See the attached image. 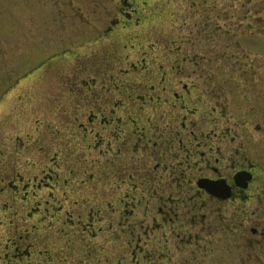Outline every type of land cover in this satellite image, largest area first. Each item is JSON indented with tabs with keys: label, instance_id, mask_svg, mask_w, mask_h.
<instances>
[{
	"label": "flooded vegetation",
	"instance_id": "flooded-vegetation-1",
	"mask_svg": "<svg viewBox=\"0 0 264 264\" xmlns=\"http://www.w3.org/2000/svg\"><path fill=\"white\" fill-rule=\"evenodd\" d=\"M157 1L143 0L146 5ZM235 1L191 0L187 5L188 14L192 16L189 19L193 26L199 27L186 37L181 35L180 40L172 39L168 50L174 58L170 65H150L146 60L152 63L156 60L152 54L160 49L161 39L151 37L148 42L137 35L113 46L114 61L105 82L100 85L90 81L75 83L85 94L101 93L93 100L95 106H91L87 115L88 126L80 123V131L83 136L90 133V148L107 155L108 170L116 173L110 187L123 191L112 208L114 213L118 212L116 221L124 239L127 236L130 239L126 247L124 243L118 250V264H173L178 260L174 258L171 245L168 246L166 235L168 230L173 238L175 228L167 227L166 223L174 218L184 219L185 203L191 204V211L201 209L209 200L226 203L234 209L235 221L229 229L236 230L233 223H238L242 217L247 226L240 232L246 230L251 238L256 234L264 237V67L249 64L238 53L239 47L247 48L249 44L243 41L245 44L239 46V38L230 26L235 21L232 12L236 11ZM244 4L247 5V1ZM222 9L228 10V19L220 23L218 16ZM127 13L128 18L124 14L123 21L119 19L115 25L123 24L124 32L141 30L145 24L149 26V22L155 25V18L159 17L155 9L146 21L133 6ZM114 30L115 27H111L105 35L112 37L122 31ZM241 37H246L242 39L256 47L261 45L258 40L254 43L252 34ZM134 38L140 40L136 46H131ZM177 41L179 44L174 46ZM123 43L124 50L121 49ZM131 50L141 52L143 62L139 59L130 60L129 64L124 62ZM191 51L200 53L202 59L207 54L220 59L222 55L227 57V64L184 65ZM135 72L151 80L125 81ZM79 118L77 114L73 120L79 121ZM95 123L102 127L105 138L96 137ZM115 152L117 171L110 157ZM57 170L55 178L45 170L39 178H25L18 171L1 175L0 193H7L8 198L0 201V224H4L3 216L11 219L5 222L9 230L0 244V264H70L72 249L77 243L81 248L80 264H87L85 260L92 256L96 258L98 248L92 241L104 230L97 227V223L104 219L107 210L111 211L112 200L94 210L87 207L84 200L80 206L87 210L76 215L61 202L56 209L50 207V199L59 201L53 189L63 188L61 196L65 202L73 200L72 195L76 193L75 182L72 184L70 179L66 178L67 183L60 186L61 174ZM106 173L108 177L110 172ZM207 185L213 187L214 192H210ZM48 187H53L47 193L49 198L39 196V192ZM75 201L78 203V199ZM258 202L263 206L260 215L263 225L258 218L246 214V207ZM76 203L77 206L79 203ZM15 205H19L20 210ZM140 212L144 214L143 219ZM155 213L162 216V221H155ZM154 221L158 225L153 227ZM46 226L54 229L50 235L46 233ZM141 231L152 232L154 240L150 241V236L147 242L139 243L143 240ZM53 236L55 241H51ZM98 260L101 262L97 257ZM221 264H227V259Z\"/></svg>",
	"mask_w": 264,
	"mask_h": 264
},
{
	"label": "rangeland",
	"instance_id": "rangeland-1",
	"mask_svg": "<svg viewBox=\"0 0 264 264\" xmlns=\"http://www.w3.org/2000/svg\"><path fill=\"white\" fill-rule=\"evenodd\" d=\"M190 1L158 0L146 5L143 0H0V177L3 173L15 174L18 171L25 178H39L44 170L54 176L58 169L57 172L61 174L60 186L67 183L66 178L72 184L75 182L73 200L65 202L61 196L62 187L55 190H52L53 187L44 188L39 196L49 198V190L54 191L59 201L50 199V207L55 208L61 202L74 215L87 210L80 206L84 200L87 207L93 210L112 200L111 211L107 210L104 219L97 223V227L101 226L104 230L92 241L93 246L98 248L96 258H100L101 262L92 256L85 260L87 264H118V250L124 243L126 247L130 237L124 239L116 221L118 212L114 213L112 208L123 193L110 187L116 173L108 170L107 155L89 147L90 133L83 136L80 131V123L88 126L87 115L91 112V106H95L93 100L98 99L101 93L93 91L85 94L78 85L88 81L96 85L105 82L114 61L113 46L122 39L128 40L137 35L148 42L151 37L161 39L160 49L157 48L152 54L156 60L153 63L146 60L150 65H170L174 58V54L168 50L172 39L180 40L199 27L193 26L189 19L192 17L187 10ZM246 1L247 5L244 4ZM234 3L236 11L232 12L235 13V21L230 26L239 38V46L244 42L249 44L247 48L239 47L238 53L249 64L264 67V0H237ZM132 6L141 12V17L146 21L156 9L159 12V17L155 18L156 26L149 22V26L145 24L141 30L132 32H124L123 24L115 26L119 19L123 21L124 14L128 18L127 11H131ZM227 11L221 10L218 16L220 23L228 19ZM111 27L123 32L117 31L110 34L112 37L106 36L105 31ZM249 30H252L254 43L257 44L258 40L262 46L256 47L248 40H243L246 37H241L242 34L249 36ZM139 40L132 39L131 46H136ZM177 44L179 41L174 46ZM124 45L121 46L123 50ZM142 57L141 52L131 50L127 52L124 62L129 64L130 60L137 62L138 59L143 62ZM221 57L207 54L202 59L200 53L191 51L184 65H226L227 57ZM125 79L151 80L141 72L131 73ZM77 82L78 85L75 84ZM77 114L80 115L79 121H74ZM97 132V138H105L102 127L95 123L94 133ZM110 157L117 171V153H112ZM105 170L110 172L108 177ZM7 198V193H0V201ZM42 203L46 205V202ZM19 205H15L18 210L21 208ZM191 209V204L187 206L185 203L184 219L174 218L171 223H166L167 227L175 228L173 238L166 231L168 246L171 245L174 258H178L173 264H221L226 259L227 264H264V237L256 234L251 238L246 230L240 232L247 226L241 216L238 223H233L237 231L229 229L235 221L232 218L234 209H230L229 205L209 200L205 201L201 209ZM246 209L247 215L258 218L259 224L263 225L261 202ZM252 210L256 212H250ZM155 214V221H162V216ZM142 215L140 212V219H143ZM2 219L4 224H0V244L8 235L9 226L5 222H9L11 217L3 216ZM155 221L153 227L158 225ZM258 227L261 229V226ZM46 228L49 235L54 231L48 226ZM140 237L145 241L136 239L139 243L147 242L149 237L150 241L154 240L149 231H141ZM212 237L213 240L208 242ZM54 238L51 237V241H55ZM72 251L70 264H80V245L77 243ZM57 253L55 256H59Z\"/></svg>",
	"mask_w": 264,
	"mask_h": 264
},
{
	"label": "water",
	"instance_id": "water-1",
	"mask_svg": "<svg viewBox=\"0 0 264 264\" xmlns=\"http://www.w3.org/2000/svg\"><path fill=\"white\" fill-rule=\"evenodd\" d=\"M207 188H208V190H209L210 192H214L213 187L207 185Z\"/></svg>",
	"mask_w": 264,
	"mask_h": 264
}]
</instances>
